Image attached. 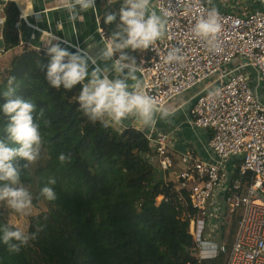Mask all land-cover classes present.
I'll return each instance as SVG.
<instances>
[{
	"label": "trees",
	"instance_id": "1",
	"mask_svg": "<svg viewBox=\"0 0 264 264\" xmlns=\"http://www.w3.org/2000/svg\"><path fill=\"white\" fill-rule=\"evenodd\" d=\"M120 3L102 8L99 27L106 39L113 26L103 17ZM17 18L18 10L8 4L3 51L18 45L11 29ZM45 53L24 48L0 79V104L8 79L15 77L16 94L36 104L42 135L39 159L26 168L25 161H17L32 194L31 210H39L28 215L25 227L36 236L17 253L0 244V264H196L188 233L194 210L186 197L179 201L174 184L158 178L145 132L90 122L75 101L79 86L65 91L47 85ZM130 55L136 65L137 51ZM5 123L0 113V138ZM48 178L55 179L54 201L41 196ZM0 223H8L1 211Z\"/></svg>",
	"mask_w": 264,
	"mask_h": 264
},
{
	"label": "built area",
	"instance_id": "2",
	"mask_svg": "<svg viewBox=\"0 0 264 264\" xmlns=\"http://www.w3.org/2000/svg\"><path fill=\"white\" fill-rule=\"evenodd\" d=\"M229 1L151 0L167 10V31L146 49L148 59L136 70L157 112L199 87L188 123L209 132L213 159L202 160L187 150L180 157L186 168L171 182L179 201L186 197L194 210L188 233L196 264H202L204 246L220 233L226 214L238 209L242 217L234 241L229 248L222 242L218 253L224 254V264H264V104L259 97L260 89L264 94V0H254L258 8L252 10ZM211 8L217 9L221 24L218 51L191 32ZM100 35L104 37L102 30ZM173 48L182 59L168 62ZM145 134L152 148L149 162L167 171L173 165L169 134L154 125Z\"/></svg>",
	"mask_w": 264,
	"mask_h": 264
},
{
	"label": "clouds",
	"instance_id": "3",
	"mask_svg": "<svg viewBox=\"0 0 264 264\" xmlns=\"http://www.w3.org/2000/svg\"><path fill=\"white\" fill-rule=\"evenodd\" d=\"M95 4L96 0H65L62 10L69 22H75L83 19L86 12L95 14ZM167 17V10L154 7L151 0H121L117 11L105 13L104 24L113 28L104 42L102 58L112 61V69L117 75L111 79L98 67L89 71V65L96 61L86 57L79 47L70 52L56 42L58 40H48L44 43L48 63L41 65L47 85L51 89L65 91L79 86L75 96L78 110L94 124L114 127L133 116L141 125L150 126L156 102L136 81L135 58L130 53L148 49L162 39L167 31ZM191 32L211 51H218L216 38L221 32V24L217 9L211 8L206 16L197 19ZM181 59L176 48L166 56L168 62ZM14 80L15 77L8 79L7 89L2 93L5 102L0 104V113L6 117L2 126L3 138H0V204L6 206L12 215L23 218L30 214L33 198L29 187L21 180L22 171L17 161H25L26 168L39 159L42 135L36 104L16 94ZM58 159L63 162L66 157L60 154ZM54 185L55 179L48 178L41 188L44 199H56ZM35 236V232L15 226L14 222L0 223V244L11 253L19 252Z\"/></svg>",
	"mask_w": 264,
	"mask_h": 264
},
{
	"label": "crops",
	"instance_id": "4",
	"mask_svg": "<svg viewBox=\"0 0 264 264\" xmlns=\"http://www.w3.org/2000/svg\"><path fill=\"white\" fill-rule=\"evenodd\" d=\"M115 1L117 0H96L97 11L95 14L89 11L84 13L83 19L69 22L62 10L65 0H0V66L4 65L7 68L10 60L20 54L24 48L46 51L44 43L48 40L53 42L58 40L56 42L61 43V46L67 48L70 52L76 51L79 47L86 57L95 59L96 63L89 65V71L98 67L109 79L114 78L117 74L112 69V61H105L102 58L104 42L107 39L100 35L99 19L102 8ZM229 2L230 4H237L238 9L242 7L251 10L258 8L254 0H230ZM8 4H13L18 10V18L11 23V29L17 33L18 45L10 50L3 51L2 35L5 8ZM16 23L17 26L15 27ZM146 58V49L137 51V64L135 65L134 74L140 86L142 85L141 77L136 68ZM136 81H129V83H136ZM194 95L195 93L185 97L171 109L164 107L160 112L155 111L153 123L150 126L141 125L135 117L130 116L122 124L112 127L117 130L132 127L146 133L154 125L159 131L169 134L168 149L173 165L167 171L160 172L156 167L157 176L164 183L173 182L177 174L186 168V165L180 161V157L187 150L202 160L209 161L213 159V154L208 148L209 132L192 128L188 123L189 110L194 101ZM259 97L264 104L262 89L259 90ZM165 112L167 115H162ZM232 162L229 161L227 168H230ZM164 172L167 174V179L160 177L163 176ZM217 200L221 202V196Z\"/></svg>",
	"mask_w": 264,
	"mask_h": 264
},
{
	"label": "rangeland",
	"instance_id": "5",
	"mask_svg": "<svg viewBox=\"0 0 264 264\" xmlns=\"http://www.w3.org/2000/svg\"><path fill=\"white\" fill-rule=\"evenodd\" d=\"M5 72H6V66L1 65L0 66V79L3 77ZM198 88L199 87H195L194 89L188 90L187 92L178 96L176 99L168 102L164 107L166 109H171L173 106H175L176 103L178 102L180 103L185 97L190 96L193 93H195ZM156 171H157V168H156ZM158 171L160 172V170ZM166 175L167 174H165L164 172L163 176H160V177L167 179ZM42 208L40 209L43 210ZM0 211L3 213L8 223L14 222L15 226L25 229L28 216L23 217V218L14 216L10 213V210L3 204H0ZM38 211L39 210L37 209L30 210V214H34ZM241 217H242L241 209H238L234 211L233 213L228 212L226 214V217L223 221V225H222V229L220 230V233H218V235L215 237L212 243L205 244L204 246L205 247L204 248V258H203L204 264H224V261H225L224 254L218 253L220 244L224 241V244L227 246V248L231 246L232 242L234 241L236 232L238 230V225H239V221Z\"/></svg>",
	"mask_w": 264,
	"mask_h": 264
}]
</instances>
